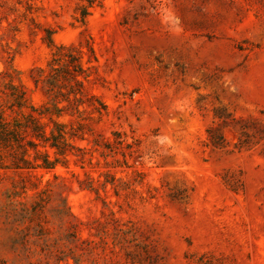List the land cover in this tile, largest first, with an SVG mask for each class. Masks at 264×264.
I'll return each instance as SVG.
<instances>
[{
  "label": "rangeland",
  "instance_id": "rangeland-1",
  "mask_svg": "<svg viewBox=\"0 0 264 264\" xmlns=\"http://www.w3.org/2000/svg\"><path fill=\"white\" fill-rule=\"evenodd\" d=\"M47 31L132 150L0 170V264H264V0H0V101L47 102Z\"/></svg>",
  "mask_w": 264,
  "mask_h": 264
},
{
  "label": "trees",
  "instance_id": "trees-1",
  "mask_svg": "<svg viewBox=\"0 0 264 264\" xmlns=\"http://www.w3.org/2000/svg\"><path fill=\"white\" fill-rule=\"evenodd\" d=\"M93 6L94 2L88 1V5L78 7L79 23L86 24ZM46 33L44 41L52 49V60L48 72L35 68L31 79L47 102L41 106L32 104L21 82L10 81L5 86L0 101V170L27 172L35 178L37 171L67 167L71 157L85 163L86 150L76 142H89L104 158L121 155L128 167L123 150H132V144H127L124 135L117 131L112 132L111 139L97 130L108 115V107L86 88L90 78L88 71L95 67H85L82 47L58 46L52 32ZM86 50L90 55L87 64L91 65L92 59L96 60L94 50L89 44ZM85 108L90 110L89 116ZM108 183L116 191L114 178Z\"/></svg>",
  "mask_w": 264,
  "mask_h": 264
}]
</instances>
